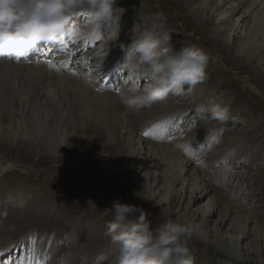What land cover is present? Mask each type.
I'll return each mask as SVG.
<instances>
[{"label": "rangeland", "instance_id": "374dc122", "mask_svg": "<svg viewBox=\"0 0 264 264\" xmlns=\"http://www.w3.org/2000/svg\"><path fill=\"white\" fill-rule=\"evenodd\" d=\"M189 1L191 2V4L188 3L190 5L195 4L196 2V0ZM185 6L186 4H183L178 0H136V3L134 5L131 4L127 6V9H129V11H133V8L136 7L135 11H138V8H142V15L135 16L134 14H127L128 16H124L123 18L126 19L125 21L127 22V31L130 34H133V36L138 35L140 30L150 27L152 25L151 23H153V20L156 23L163 22L165 27L170 29L171 33H173L172 41L176 48L179 49V47L184 44L185 46L195 44L203 48L209 54L207 78L202 83L196 85L195 89L200 90V94L207 93L203 97L206 102L204 106H207L209 102L220 103L230 109L233 119L227 124L223 125L219 124V122L215 120L208 121V119H202L201 116L203 114L198 111L200 108H198L196 111H193V107L197 102V100H195V96H193L192 98H188L185 103V105L188 104L187 106L191 105L192 107L186 108L188 110L184 109L186 110L185 113H182L179 110L173 112L174 109L169 110L167 116L165 117V122L167 123L169 130H172L173 132H175L176 129L180 131V128L182 132H189V130L192 128L193 131H196L198 127L199 130L202 129L204 132H208V136L204 134L206 137L202 135V132H200L201 136L205 138L210 137V139L211 134L215 132L214 128L217 126L221 128L219 132H215V134L220 138L219 142L217 143L211 139L212 141L209 150H214L216 146H218L223 151L227 152V147H229V149H232V151L238 154V157L240 158L238 161L234 159L235 162H237L232 164L233 174L231 175L228 182L230 188L234 186L232 193L229 191L231 198L234 201L232 200L231 202V199L228 198V193H220L219 190H214L213 187L216 185V180L214 179L213 175L212 181L207 177L204 180H202L203 178L201 179V182L204 185L205 190H207V193L204 196H201L202 198L199 199L197 203L190 202L194 195L199 197L201 193H199V190H196L195 192L192 191L193 174L195 177H199V174H196L194 169H192L195 165L193 163L198 162L197 160H192V158H189V156L192 155V152L200 150L201 147H204L203 143H201V140L192 144L191 142L195 138L194 136H191L187 137L190 141H188L186 146L181 150V157L183 159H180V162L182 163L183 160L185 162V160L189 158L193 166L189 167V173L187 175L183 172L182 174L181 172L179 173V177H181L180 183H175L173 185L175 187L174 190H172L171 193L167 194L166 196V199H168L170 195H174V192H176L174 203H172L170 206L167 205L165 211L162 213L159 211L160 208H156L155 206L156 198H159L158 195H161L162 193L163 186L160 185V182L157 183L158 185L154 189L155 192L152 191L154 193V197L157 196L152 203L143 199V197L147 198V194L143 195V197H137V195L133 194L137 189H133L131 187L130 179L128 177H132L133 171H131L132 173L123 172V175L127 177L124 179V181L118 182L117 185L112 183L111 180H108L107 177L103 176V173L105 172L103 171L104 169L114 170L116 167H118V170H120L119 164H123L121 163L123 162V159H119V163L114 162L115 160L112 154L114 152L118 153L120 150H123L125 144L128 146L130 144V139L131 146L135 149H138V143L135 140V136L139 135L141 137L142 134H140L141 125L139 123L135 125L136 127L133 126L132 134H129L126 130L122 136H120L118 133L117 135L120 137L117 138L115 135L116 132H112L110 130L108 131L104 126L105 123L103 121L100 120L95 123L94 116L90 113L81 112L79 106H67L66 110L69 111L71 115H66L67 113L64 109L65 106L63 103L60 104L56 102L57 106L55 105L52 107L51 98H47L46 96H42V94H38L39 85L35 82L43 79V81H47L49 83L48 80L51 78H49L48 71L45 67H40V65L37 63V68L35 65L36 63H32L27 67V69L18 74L17 72L19 65H26L24 62L28 61H22L23 64H20V62L13 64L1 63L0 66L6 70V80L8 79L14 83V86L10 90L11 97L8 99L11 103H13L11 106V115L13 117L21 119L19 117L23 116L25 118L26 115H29L31 111H34L32 117L30 116L25 118L26 121L29 120L28 122H31L38 127H48V124L53 125L55 133L59 130L61 131V129L63 130V128L60 127L61 124L64 125L66 123L65 125L72 126L71 124L73 123L74 127L76 128V132L73 133L72 130L66 129L68 132L71 131L73 135L71 138H67L65 140V143L62 146L64 148L62 152V160L58 162H52L51 160L47 159V157H44L45 155L43 154H30L26 149V146L23 145L22 141L12 143L10 141H3L0 138V240L5 237V232L17 228L15 224L16 220L24 219L25 215L27 214L25 213L26 211L38 213L40 209L45 207L46 204H50V206L54 203L55 205L58 204L60 197L74 196L75 198H78L79 194H74V191L82 194L81 199L88 200L89 205H87V208L90 210L92 207L95 208L101 204L100 196L104 198V196H106L104 194L107 192V196L103 201L107 203V200H109V207L106 208L107 205L104 206L103 210L101 209L98 215L93 217L92 221L94 222H91L90 224L94 232V243L92 242L93 247L88 257L79 255V264H82V261H84L85 258H87L89 261L95 259L101 252L107 250L110 247L109 240L103 235V232L105 230L106 224L112 219L113 216L111 210L112 202L117 199H120L126 203L140 206L147 214V217L149 216L148 219L152 221L154 224L153 226L167 218H173L176 215L181 216V214H185L187 217L190 216L189 220L196 224H201L203 220V225H201L203 226V230L206 235L204 240H197L194 236H192V243H189V247L192 248L196 254L195 264H224V261H226L228 264H264V241L262 242L263 239H258L257 241L252 240L256 233L253 231L254 226L259 223L264 225V37L260 38L261 46L254 57H251L250 51H248V53L245 52V55L242 53L238 54V52L234 49V46L237 42L236 39H231L229 42L223 40L226 36V33L223 32L225 31L223 30V25L220 27L221 30H219L220 28L216 27L217 23L206 22V24H202L198 21V19L190 17L187 11V6L186 8ZM226 6H228V3H225L222 6V10H224ZM160 7L162 9H160ZM214 13V16L218 18L217 15L220 13V10H217ZM129 18L131 21L128 20ZM234 18H236V16ZM134 22H136L137 25L134 24ZM169 25L170 27H168ZM106 26L107 25L102 26V32H105L107 29H109V27L107 26V28ZM134 28L136 29L135 32L133 31ZM239 30L242 32L239 33L240 37L238 36V38H241L244 36V32L241 29ZM256 32L257 34L259 33L258 35L264 36V34H260V32H262L261 29H259V32L256 30L254 31V33ZM130 38L132 39V37ZM98 44L101 45V42ZM98 44L96 47L99 46ZM40 48L43 49L42 47ZM50 49L51 48L47 50L50 51ZM261 50L263 52H261ZM31 67H36V69L34 68V70ZM28 69L33 71L29 72ZM40 70H44L42 71L43 73L40 72ZM123 71L125 72V70L122 69L120 73L122 78L113 82L115 86H118V83L120 84L121 81L122 83L125 81L126 76H124ZM90 76H92L93 80H95L98 84H104V82L99 80V77L93 76V74ZM15 77L19 79L13 81ZM143 83L144 81H139L141 86ZM84 85L82 84V87L86 90H89L87 87H85L86 85ZM249 85L255 87L256 90L253 91L250 89ZM96 90L98 91L99 89L96 88ZM197 90H195V92ZM68 96H71L70 93H68ZM88 98L91 101L97 102L96 105L104 107V105L99 103L97 99L90 97ZM18 100H20L19 104L17 103ZM165 101L168 102V99ZM178 101L174 106H178V103H184L182 100L179 102ZM160 104L161 102L153 105L157 106ZM9 109L10 108H8V110ZM62 112L66 114L60 115ZM159 113L163 114V112ZM7 114L8 113H6L5 116H0V125L8 124L7 117H9V114ZM86 118L89 120H86ZM50 119L53 120V123L49 122ZM185 119H187L189 123H187ZM137 120L139 121L138 118ZM133 123L134 122H132L131 125H133ZM191 123H195V125ZM186 125L187 127H185ZM189 125H193L195 127ZM121 126L123 127V125ZM121 126H119V128ZM123 128L127 127L124 126ZM121 131L124 130H119V132ZM175 139H178V135H175ZM147 140L151 142V140ZM156 144L157 143H155V145ZM194 144H197V149L192 146ZM205 149H207V147H205ZM142 150L144 152V149ZM225 152H221L220 154L224 155ZM137 157L138 155H136V153L131 155V162L132 160L135 162L138 159ZM227 158H229V156ZM13 164H16L17 166H14ZM148 165L151 168L156 169V174L158 175L159 167L157 168V164L152 160L147 164V166ZM138 171L137 180H139L140 186H144L146 184L144 183L145 177L142 178L144 169L141 171L138 169ZM147 182H152V179L150 180L149 176L147 177ZM151 190H153V187ZM188 191L190 193H188ZM96 196H98L100 199ZM210 198L217 200L218 207L212 216L204 219V217L199 214L200 211L197 207L205 206ZM12 203L14 204L13 206L11 205ZM138 203L143 205H139ZM68 204L71 203L67 201V206H60V208H54L52 210L60 211L58 214L63 215L67 213L66 209L70 207ZM225 206L234 210V216H240V219L243 220L245 224H248V227L250 228L247 237L244 240H239L237 247L233 249L234 251L231 253L233 258H231V260L225 256H227L226 253L232 246V242L230 239L226 238V236L228 235L230 237L232 233L226 234L225 231H227V225H224L223 227L218 226V212L222 209H225ZM71 212H73L71 213L72 215L76 211L71 210ZM135 215H139V213H136ZM27 217V222H31L33 218L30 216ZM75 217H78L81 220L80 214H77ZM243 217L245 219H243ZM10 221L12 222L9 223ZM33 223L38 222L37 220H33V222L30 223V225L27 224L25 228H36L34 227L35 225H33ZM64 223L71 226L73 225L72 223H74V220L72 219L71 221L70 219H63L61 222L49 223V225H51L55 229L56 233H58L61 232L60 226H62ZM76 224L80 225L79 223ZM44 228L47 229L49 226ZM261 229L264 230V228ZM33 230L34 231L24 234V237H21L19 240V242L22 241V239L24 240V238L25 240H30V246H26L27 248L23 246L24 249L26 248L23 250L24 256H38L34 254L36 251L34 244L39 245L43 242H46L48 246H50L52 242H54V245L59 244V248L63 246L67 247L69 239H71L69 234L71 233L73 236L78 235L76 232H72L70 229H68L66 233H63L61 237H59V233L58 237H50V234H54L53 230L48 231L50 233H47V231H42L43 229L40 230L42 233L35 231V229ZM78 236L82 237L83 239H85V237L87 239L89 238V236H82V234H79ZM253 244H255V246H253ZM48 246L46 245L44 247L38 256L39 259H35V261H38L40 264H51L56 263L59 260L58 256L53 255L50 252ZM87 249L89 251L90 247L85 248V250ZM8 251L10 252L11 249ZM0 252L4 251L0 250ZM54 253L56 254V252ZM47 254L49 255L48 257ZM50 255H53L52 258H54V260H49V258H51ZM7 258L8 257L4 258L3 261L5 260L7 262ZM8 260H11V258Z\"/></svg>", "mask_w": 264, "mask_h": 264}, {"label": "bare ground", "instance_id": "6f19581e", "mask_svg": "<svg viewBox=\"0 0 264 264\" xmlns=\"http://www.w3.org/2000/svg\"><path fill=\"white\" fill-rule=\"evenodd\" d=\"M178 1H181L183 4H186L187 11L190 17L198 19L200 23L202 24H206V22L217 23V26H216L217 28H220L223 25L224 26L223 30H225L223 32L226 33V36L223 40H226V42H229L231 39L232 40L236 39L237 42L234 46V49L238 52V54L242 53L245 55L246 54L245 52L248 53V51H250L251 57L252 56L254 57L256 52L259 50V47L261 46L260 38L264 36L258 35L259 33L258 34L257 32L254 33V31L256 30L259 32V29H261L262 32H260V34H264V0H196L195 4H192V5H190L191 2L189 0H178ZM135 3H136V0H116V6L118 8H121L120 11H123L118 21L119 23L118 36H116L115 31L109 32V29H107L108 28L107 26H106L107 28L105 27L107 29L105 32H102V29H101L102 33L100 35L90 34L86 37H74L73 35H71L69 32L66 31L57 40L40 42L36 47L31 49L23 57L16 58V57H13L11 55H6V54L0 55V64L1 63L13 64V63H19V62L20 64H23L22 61H28V62H24L26 65H19L18 72H17L18 74H20V72H23L25 69H27V67L32 63L33 64L36 63L35 64L36 67H37V63L40 65V67H45L48 71L49 78L50 77L51 78L50 80H48L49 81L48 83L47 81H43V79L41 80L38 77L40 80L35 82L39 85L38 94H42V96L51 98L52 107L55 105L57 106L56 102L60 104L63 103L65 106L64 109L67 114L62 112L60 113V115H63V114L71 115L69 111L66 110V107L69 105L79 106L81 112L90 113L94 116L95 123L100 120L103 121L105 123L104 126L106 127L108 131L110 130L112 132H116L115 135L117 138L122 136L126 130L129 134H132L133 126L139 123L141 125L140 134L141 133L142 134H141V137L139 135L135 136L136 138L135 140L138 143V149H135L134 147L131 146V139H130V144L128 146L127 144H125V147L124 148L122 147L123 150H120L118 153L114 152L112 154L115 160L114 162L119 163V159L120 160L123 159V162H121L123 164H119L120 170H118V167H116V169L114 170L104 169L103 171L105 172L103 173L104 175L103 174L102 175L104 177H107L108 180H111L112 183L117 185L118 182L124 181V179L127 177L123 175V172L132 173L131 171H133V175L131 174L132 177L128 176L130 179L131 187L133 189L134 188L137 189L136 192L134 191L133 194L137 195V197H140V196L143 197V195L147 194L146 195L147 199H145L144 197L143 199L145 201H149L152 203L157 197V196L154 197V193H153L155 192L154 189L157 187L158 185L157 183L160 182L161 183L160 185L163 186L162 193L161 195H158L159 198H156L155 206L156 208H160L159 211H161V209L165 210L167 205L170 206L172 203H174V197H175L176 192H174L175 193L174 195H170L168 199H166V196L167 194L171 193L172 190H174L175 187L173 185L175 183H180L181 181V177H179L180 172L181 174L183 172L184 174L187 175L189 173V167L195 164L192 169H194V172H196V174L197 173L199 174L198 175L199 177H195L193 174V177H192L193 186L192 185L191 186H192V191L195 192L196 190H199L200 191L199 193H201V195L198 197L193 194L194 196L192 199L190 198L191 199L190 202L197 203L198 200L202 198L201 196H204L207 193V190H205L204 185L202 184L201 181L206 179V177L212 181L213 175L218 169L221 168L223 164L228 163L232 167L233 166L232 164H235L240 158L238 157V154L232 151V149H229V147H227L228 148L227 152L223 151L218 146H216L214 150L212 149L209 150L212 140L210 139V137L205 138L206 136H208V132H204L202 129L199 130L197 126H196L197 127L196 131H193V128L190 129L192 131L189 130V132H182L181 128H180V131L176 129L175 132H173L172 130H169L167 123L165 122V117L167 116L169 110L174 109L173 112L176 110H179L180 112L185 113V111L188 110L186 108L192 107L191 105L187 106L188 104L185 105L186 100L188 98H192L193 96H195V100H197V102H196V105L193 107V111H196L198 110V108L205 105L206 102H205V99H203V97L207 93L200 94L199 93L200 90H197L194 88V90L189 95L186 94L183 96L169 97L168 102L163 101L161 102L160 105H157V106L152 105L150 107L141 108L137 111L127 110L125 106L120 102L119 91L121 87L123 86V83L122 81L120 84L118 83V86H119L118 87V86H115L113 82L117 81V79L122 78L120 73L123 69L122 65L124 62L125 49L127 45L130 44L131 42L130 37H133V34H130L127 31V22L125 21L126 19H124L123 17L124 16L127 17L128 16L127 14H134L135 16L142 15L141 14L142 8H138L137 9L138 11H135L136 7L133 8V11L132 10L129 11V9H127V6L131 4L134 5ZM225 3H228V6H226V8L222 10V6ZM160 9L162 8L160 7ZM217 10H220V13L217 15L218 18L214 16L215 14L214 12H216ZM145 13H146V10H145ZM116 14L119 15L120 12L118 11ZM235 16L236 18H234ZM82 17H83L82 13L78 14L76 17L73 18L72 22L73 23L80 22L82 20ZM128 20H130V18ZM153 23H156V22L153 20ZM134 24L137 25L136 22H134ZM168 27H170V25ZM239 29L243 30L244 32V36L241 38H238L239 33L242 32ZM219 30H221V28ZM100 42H101V45L98 44ZM97 44L99 45L98 47H96ZM40 47H42L43 49L40 50L41 49ZM49 48H51L50 51L46 50ZM261 52L263 51L261 50ZM48 59L54 61L56 66L51 67L47 63L44 62L45 60H48ZM61 61H65L66 65H61L60 63ZM36 67L34 68L36 69ZM32 71L29 70V72H32ZM42 71L40 70V72ZM5 72L6 70H4L2 66H0V113H1L0 116H5L6 113L9 114V117H7L8 124L0 125L1 140L10 141L12 143L22 141L23 145L26 146V149L29 151L30 154H43L45 155L44 157H47V159L51 160L52 162L61 161L62 152L64 150L62 146L65 143V140L67 138H71L73 133L76 132V128L74 127L72 123L73 121L71 122L72 126H67L65 125L66 123L64 125L61 124L60 127H62L63 130L61 129V131L59 130L58 132L55 133L53 125L48 124V127H43V126L38 127L37 125L31 122H28L29 120L26 121L25 118L30 117V116L32 117L34 111H31L30 114L26 115L25 118L23 116L19 117L21 119H17L13 117L11 115V109H12L11 106L13 103H11L8 99H10L11 97L10 90L14 86V83L12 81H9L8 79L6 80ZM123 73H124V76L127 75L126 70L125 72L123 71ZM91 74H93V76L99 77V80L101 82H104V84L102 83L98 84L95 80H93V77L90 76ZM16 79L17 78L15 77L13 81H16ZM81 83L83 85L85 84L86 86L85 85L84 86L87 87L89 90L84 89ZM249 87L253 91L256 90V88L251 85H249ZM96 88L99 90L97 91ZM195 90L197 91L195 92ZM68 93H70L71 95L70 97L68 96ZM88 97L97 99V101L99 103H102L104 107L100 105H96L97 102L91 101ZM178 100L179 101L182 100L184 101V103L183 104L178 103L177 104L178 106H174ZM19 101L20 100H18L17 102L18 104L20 103ZM8 108L10 109L8 110ZM159 112H163V114ZM177 116H178V112H177ZM137 118L139 119V121L137 120ZM187 119L185 120L187 121ZM86 120H89V119L86 118ZM209 120L211 121L212 119H208V121ZM49 122L53 123V120L50 119ZM132 122H134L133 125H131ZM187 123L189 122L187 121ZM120 124L123 125V127L126 126L127 128H123ZM191 124L195 125V123H191ZM193 125H189V126H193ZM119 126L121 127L119 128ZM185 127H187V125ZM66 129L72 130L73 133L71 131H70L71 133L68 132ZM121 129L124 131L119 132V130ZM220 129L221 128L217 126L214 128V131L219 132ZM145 131H151L152 135L145 136L143 134ZM200 132L203 133L202 135L206 134V136L204 135L205 137H202ZM118 133L120 136L117 135ZM175 135H178V139H175ZM191 136H194L195 138L191 142L192 144L201 140V143H203L204 147H201L200 150H196L192 152V155L189 156V158H192V160H197L198 163L192 164L189 158H187L185 162L183 160V162L181 163L180 159H183L181 157L182 155L181 150L186 146V143L190 141L187 137H191ZM147 139L151 140V142H149ZM155 143L157 144L155 145ZM192 146H194V148L197 149L196 147L197 144H194ZM205 147H207V149H205ZM142 149H144V152ZM221 152L222 153L225 152V154L222 155L220 154ZM134 153L138 155L137 157L138 159L135 162H133V160L131 162L130 158H131V155H133ZM238 153H242V152H238ZM219 155L222 157H220ZM227 155L229 156V158H227L228 157ZM234 159L237 161L235 162ZM152 160L153 162L157 164V168L159 167L158 175L156 174L157 172L156 169L151 168L149 165L147 166V164ZM13 165L17 166L16 164H13ZM138 169L140 171L144 169L143 176H142V178L145 177L144 183L146 184L144 186L143 185L140 186L139 180H137ZM148 176L150 180L152 179V182H149V183L147 182ZM82 184H85V183H82ZM152 187H153V190H151ZM213 188L215 191L219 190L220 193H228L227 194L228 198L231 199V202H232L233 199L231 198L230 193H232L234 186L230 188L229 183L219 184L216 182V185H214ZM189 191L188 193H190ZM75 193L79 194L78 198H75L74 196L60 197L58 200V204L55 205L54 203L51 206L50 204H46L45 207L40 209L38 213H31L30 211H26L25 213L27 214L25 215L24 219H17L15 222L17 228L5 232L6 233L5 237H3L0 240V250L4 251V252H0V264H3V259L6 257L8 258L6 259L7 262L5 264H40L38 261H35V259L36 260L39 259L38 256L40 255V252L44 249L46 245L48 246V244L46 242H43L39 245L34 244L36 248L35 250L37 251L38 256L31 255L30 257H28L27 255L24 256L23 250H25L28 246H30V240L29 239L25 240L24 238V240L22 239V241L19 242L20 238L24 237V234L34 231L33 229L39 232H41L40 230L43 229L42 231H47V233H50L48 231H51L54 228L51 225H49V223H58V222H61L63 219H66V220L70 219L71 221L73 219L74 223H72L73 225L71 226L65 223L62 226H60L61 232H58L60 234L59 237H61L63 233H66V231L70 229L72 232H76L78 235L79 234H82V236L87 235L89 236V238L87 239L85 237V239H83L82 237H79L78 235L73 236L70 233L69 235L71 239H69V243L67 247L63 246L59 248L58 247L59 244L54 245V242H52V244L48 246V248L53 255H56L59 257V260L56 263H51V264H59L61 260H64L66 264H79L78 263L79 255L88 257L93 247L92 242L94 243V240H93L94 232L90 224L91 222H94L92 221L93 217L98 215L99 211L101 209L103 210L104 206L107 205L106 208L109 207V200H107L108 204L103 201L107 196L106 194L107 192L104 194L106 195L104 196V198L100 196L101 197L100 199L98 196H96L101 200V204L98 207H95V208L92 207L90 210H88L87 208V205H89L88 200L81 199L82 194L74 191V194ZM67 201L71 203V204H68L70 205V207L66 209L67 213L62 215V214H58L60 211L52 210L54 208H60V206L62 207L64 205L67 206L66 205ZM138 204L143 205L141 203H138ZM217 204H218L217 200H213V198L212 199L210 198V200L207 202L205 206L197 207L200 211L199 214H201V216L204 217V219H206L209 216H212L218 207ZM11 205L13 206L14 204L12 203ZM71 210L76 211V212L71 215V213H73L71 212ZM234 213L235 211L230 209L227 206H225V209H222L221 211L218 212V226L223 227L224 225H227V231H225L226 234L232 233L230 237L228 235L226 236V238L230 239V241L232 242V246L229 249V251L226 253L227 256H225L229 258L230 260L231 258H233L231 253L232 251H234L233 249L237 247L238 241L244 240L248 235V231L250 230V228L248 227V224H245V222L240 219L241 218L240 216H234ZM77 214H80L81 220L78 217H75ZM27 216H30L33 218L31 222H27L28 221ZM177 217L183 219L187 217V215L185 214H181V216L176 215L173 218H177ZM187 218L189 219L190 216H188ZM243 219L245 218L243 217ZM33 220H37L38 222V223H33V225H35L34 227H36L37 229L36 228H31V229L25 228V226L27 224L30 225V223H32ZM12 221H10L9 223H11ZM203 222L204 221L202 220V223H201L202 225H203ZM76 223H79L80 225ZM259 224L255 225L253 228V231L256 233L252 240L257 241L258 239L260 240L263 239L262 240L263 242L264 241V230H262L261 228H264V225L263 224L259 225ZM47 226H49V228L47 229L44 228ZM257 226L260 228H258ZM53 231H54L55 236L54 234H50V237H58L59 234L56 233L55 229ZM205 236L206 235L204 234L202 238L200 239L196 238V239L204 240ZM91 237H92V240H91ZM192 239L191 237L188 238V245L189 243H192L191 241ZM23 246L24 247L27 246V247L24 249ZM253 246H255V244H253ZM86 247H90V250L89 251L88 249L85 250ZM9 249H11L10 252L8 251ZM54 252H56V254ZM53 255L52 256L50 255L51 258H49V260L50 259L54 260V258H52ZM48 256L49 255L47 254V257ZM9 258H11V260H8ZM224 264H228V263L224 261Z\"/></svg>", "mask_w": 264, "mask_h": 264}, {"label": "clouds", "instance_id": "9594fccd", "mask_svg": "<svg viewBox=\"0 0 264 264\" xmlns=\"http://www.w3.org/2000/svg\"><path fill=\"white\" fill-rule=\"evenodd\" d=\"M120 9L116 0H0V54L23 57L40 42L57 40L66 31L74 37L100 35L105 25L118 36ZM81 13L82 20L73 23ZM208 65L209 54L203 48L190 44L176 49L171 30L163 22L153 23L133 36L125 49L122 66L127 75L120 102L127 110L137 111L190 94L207 78ZM138 81H144L143 85ZM198 111L202 119L221 125L233 119L230 109L220 103L209 102ZM211 139L218 143L220 138L213 132ZM232 174L231 165L225 163L214 179L227 184ZM111 210L112 219L103 232L110 247L82 264H195L196 254L187 238H202L201 224L177 217L153 226L140 206L120 199L112 202Z\"/></svg>", "mask_w": 264, "mask_h": 264}, {"label": "snow or ice", "instance_id": "6c2138e0", "mask_svg": "<svg viewBox=\"0 0 264 264\" xmlns=\"http://www.w3.org/2000/svg\"><path fill=\"white\" fill-rule=\"evenodd\" d=\"M61 35H63V33H61ZM44 62L47 63L51 67H55L56 66L55 62L50 60V59L45 60ZM60 63H61V65H66L65 61H61ZM143 134L145 136H150V135H152V132L151 131H145Z\"/></svg>", "mask_w": 264, "mask_h": 264}]
</instances>
